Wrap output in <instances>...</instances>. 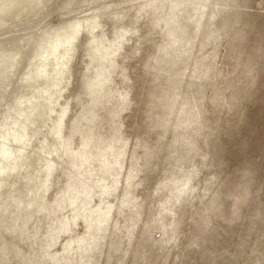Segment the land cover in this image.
I'll return each mask as SVG.
<instances>
[{
	"label": "rangeland",
	"instance_id": "obj_1",
	"mask_svg": "<svg viewBox=\"0 0 264 264\" xmlns=\"http://www.w3.org/2000/svg\"><path fill=\"white\" fill-rule=\"evenodd\" d=\"M66 1L44 5L48 24ZM90 9L101 26L71 48L66 144L28 200L48 220L24 247L47 255L24 264H264V0Z\"/></svg>",
	"mask_w": 264,
	"mask_h": 264
},
{
	"label": "bare ground",
	"instance_id": "obj_2",
	"mask_svg": "<svg viewBox=\"0 0 264 264\" xmlns=\"http://www.w3.org/2000/svg\"><path fill=\"white\" fill-rule=\"evenodd\" d=\"M51 1L0 0V264H24L47 255L27 252L24 247L30 231L48 220L46 212L34 217L28 200L49 178L48 171L57 166L55 149L66 144L69 97L65 93L74 78L71 48L80 32L90 35L101 26L95 18L103 9H90L93 0H79L67 13L65 8H57L54 13L59 21L68 20L48 24ZM6 8L10 11L1 13ZM34 14L38 28L27 29ZM175 35L172 44L176 48L188 46L189 39ZM133 175L125 176L127 184L136 177Z\"/></svg>",
	"mask_w": 264,
	"mask_h": 264
},
{
	"label": "water",
	"instance_id": "obj_3",
	"mask_svg": "<svg viewBox=\"0 0 264 264\" xmlns=\"http://www.w3.org/2000/svg\"><path fill=\"white\" fill-rule=\"evenodd\" d=\"M17 1H18V0H17ZM35 5H36V6L38 5V7L41 6L39 3H38V4L36 3ZM15 6H16V5H15ZM15 6H14V7H15ZM3 8H4V7H3ZM3 8H2V9H3ZM12 8H13V6H12L11 8H9V9L11 10ZM35 8H36V7H35ZM2 9H1V10H2ZM9 9L6 8V9H4L3 11H1V13H5V12L8 11ZM10 10H9V11H10ZM9 11H8V12H9ZM33 12H34V11H33Z\"/></svg>",
	"mask_w": 264,
	"mask_h": 264
}]
</instances>
